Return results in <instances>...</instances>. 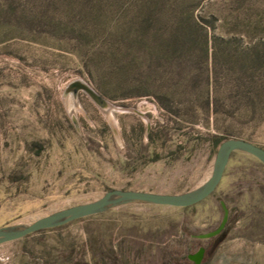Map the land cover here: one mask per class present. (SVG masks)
<instances>
[{"label":"rangeland","instance_id":"obj_1","mask_svg":"<svg viewBox=\"0 0 264 264\" xmlns=\"http://www.w3.org/2000/svg\"><path fill=\"white\" fill-rule=\"evenodd\" d=\"M202 11L208 22L219 19L224 32L212 33L235 40L240 60L258 52L261 68L247 61L238 68L219 50L214 70L209 56L217 103L208 116L205 68H174L181 76L165 84L167 67H148L151 48L126 56V31L143 14L127 1L0 0V228L30 225L112 190L195 192L212 173V135L264 149V46L253 49L264 43V0H205ZM74 80L123 111L110 120L83 93L75 103L63 97ZM221 202L225 229L193 239L219 226ZM85 240L94 257L82 255ZM110 242L116 256L100 255L101 243L107 250ZM72 246L83 264L102 256L104 264H193L187 256L201 247V264H255L264 258V165L235 152L217 189L195 206H114L1 244L0 264H63Z\"/></svg>","mask_w":264,"mask_h":264},{"label":"trees","instance_id":"obj_2","mask_svg":"<svg viewBox=\"0 0 264 264\" xmlns=\"http://www.w3.org/2000/svg\"><path fill=\"white\" fill-rule=\"evenodd\" d=\"M113 1L119 3L127 1L130 7L137 8L140 10V13H143L141 16H139L137 23L138 25H134L133 28L128 27V30L126 31V50H128V55L126 56L128 58L130 54L129 51H138L141 50L142 47L148 51V49L150 50L151 48L152 53L150 56L152 57V60H149L148 67H155L160 69L161 72L164 67H167V70L162 72L167 79L165 84L172 82L175 78L180 77L182 72L187 73L188 69L191 70L190 73H192V70L199 72L202 70V68H205V77L203 81L204 86L207 88V91L204 95L205 116H208L214 112L213 108L217 103L215 94L213 95L209 92L210 87L211 89L214 87L212 77H210L208 73L209 56L212 59V68L214 70L217 66L219 67L218 56L220 51L226 52L225 54L230 57L231 64H234V66L238 68L240 66L243 68L244 62L247 61V63L249 62L254 65L256 72L261 69H259L260 54L258 52H256L254 55L250 54V56L244 57L243 60H240L237 56L238 48H236L234 44L235 40L230 39L227 41H222L217 37V35L214 34L215 32L217 33L219 31L224 32V27L218 24L219 19H217V17L212 16L211 22H208L204 17H202L201 14L203 13L202 10L205 0ZM234 27L237 28V25H234ZM212 31L214 33H212ZM144 41L145 43L142 46ZM262 46H264V43H259L254 46L253 49L255 50ZM179 67L182 69L181 73H179L180 71L178 73L172 71L174 68ZM162 78L163 75L160 76V79ZM160 79L158 78L155 81L152 79L151 82L156 84L161 82ZM194 81V79L191 80L192 84L190 86L192 89L196 88V85L193 83ZM158 97L160 100H162V102H167L169 100V98L164 94L158 95ZM209 141L211 142L213 148H218L220 144L225 141V138L218 135H212L209 137ZM63 227L64 226L59 228ZM219 243H221V239L217 238L212 248L215 249ZM82 247V255L88 256L90 253L94 257L93 246L90 240H85V242L82 243ZM67 249L69 250V253L67 257L63 259V264H83V262L76 263V260L74 259V246ZM105 251L111 255L115 254L116 256L117 251L113 250L111 242L107 245V250L104 246V243H101L99 246L100 255L104 254ZM119 254H121V251ZM103 261L104 258L102 256L100 257L99 261L96 260L95 264H104Z\"/></svg>","mask_w":264,"mask_h":264},{"label":"water","instance_id":"obj_3","mask_svg":"<svg viewBox=\"0 0 264 264\" xmlns=\"http://www.w3.org/2000/svg\"><path fill=\"white\" fill-rule=\"evenodd\" d=\"M79 93L88 96L91 101L102 110H107L110 105H112L82 80H74L70 82L64 89L63 97L67 96L73 103H75ZM111 112H114V110H111ZM138 114L142 115L140 113ZM235 152L249 155L264 165V149L244 140L228 139L223 141L218 147L209 180L204 186L195 192L167 195L140 191H108L96 202L67 208L53 215L38 219L30 225L0 228V245L21 240L42 231L56 229L81 219L100 215L114 206L123 204L145 203L154 206L177 209L195 206L209 198L217 189L224 176L230 156ZM220 205L223 216L219 226L211 232L192 236L193 239L209 240L218 236L225 229L228 221V210L222 202ZM204 253V248H200L196 253L188 255L187 260L193 264H201L204 259Z\"/></svg>","mask_w":264,"mask_h":264},{"label":"bare ground","instance_id":"obj_4","mask_svg":"<svg viewBox=\"0 0 264 264\" xmlns=\"http://www.w3.org/2000/svg\"><path fill=\"white\" fill-rule=\"evenodd\" d=\"M111 110H118V111H123V110H121V109H118V108H115L114 106H112V105H110V107L107 109V110H102L106 115H109V118H110V120H111V118H112V112H111ZM113 119V118H112Z\"/></svg>","mask_w":264,"mask_h":264},{"label":"crops","instance_id":"obj_5","mask_svg":"<svg viewBox=\"0 0 264 264\" xmlns=\"http://www.w3.org/2000/svg\"><path fill=\"white\" fill-rule=\"evenodd\" d=\"M264 264V258H263V260L262 261H257V262H255V264Z\"/></svg>","mask_w":264,"mask_h":264},{"label":"flooded vegetation","instance_id":"obj_6","mask_svg":"<svg viewBox=\"0 0 264 264\" xmlns=\"http://www.w3.org/2000/svg\"><path fill=\"white\" fill-rule=\"evenodd\" d=\"M201 248H203V247H201ZM200 249V248H199ZM204 250H205V248H204ZM198 251V250H197ZM204 256H205V253H204Z\"/></svg>","mask_w":264,"mask_h":264}]
</instances>
